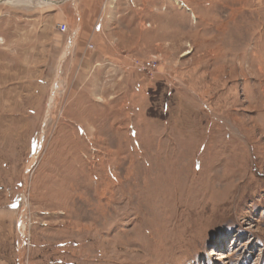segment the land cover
Segmentation results:
<instances>
[{
  "label": "rangeland",
  "instance_id": "rangeland-1",
  "mask_svg": "<svg viewBox=\"0 0 264 264\" xmlns=\"http://www.w3.org/2000/svg\"><path fill=\"white\" fill-rule=\"evenodd\" d=\"M78 2L0 0V264H264V0Z\"/></svg>",
  "mask_w": 264,
  "mask_h": 264
},
{
  "label": "built area",
  "instance_id": "built-area-1",
  "mask_svg": "<svg viewBox=\"0 0 264 264\" xmlns=\"http://www.w3.org/2000/svg\"><path fill=\"white\" fill-rule=\"evenodd\" d=\"M68 26L65 23L59 24V31L66 33ZM159 61L157 59L151 60H135L133 63V68L138 69L141 72L152 75L155 71L159 69Z\"/></svg>",
  "mask_w": 264,
  "mask_h": 264
},
{
  "label": "crops",
  "instance_id": "crops-1",
  "mask_svg": "<svg viewBox=\"0 0 264 264\" xmlns=\"http://www.w3.org/2000/svg\"><path fill=\"white\" fill-rule=\"evenodd\" d=\"M68 3H70V2H65L64 5H68ZM77 5H78V8H79L80 14L86 20L87 19H91L93 17V15H94L93 12H96L97 8H99L96 5V0H92V4H89L85 0H79Z\"/></svg>",
  "mask_w": 264,
  "mask_h": 264
},
{
  "label": "bare ground",
  "instance_id": "bare-ground-1",
  "mask_svg": "<svg viewBox=\"0 0 264 264\" xmlns=\"http://www.w3.org/2000/svg\"><path fill=\"white\" fill-rule=\"evenodd\" d=\"M45 2H46V1H45ZM68 50H69V47H68V49L65 51L63 57L61 58V64H60V67L62 66V62H63V60H64L65 57L67 56ZM58 92H60V87H59V84L57 83V84H56V89H55V91L53 92V95H52V99H54V98L57 96Z\"/></svg>",
  "mask_w": 264,
  "mask_h": 264
}]
</instances>
